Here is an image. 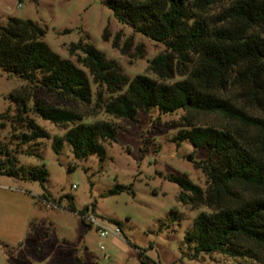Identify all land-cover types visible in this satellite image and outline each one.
Segmentation results:
<instances>
[{
  "label": "trees",
  "instance_id": "obj_1",
  "mask_svg": "<svg viewBox=\"0 0 264 264\" xmlns=\"http://www.w3.org/2000/svg\"><path fill=\"white\" fill-rule=\"evenodd\" d=\"M223 1L106 0L119 22L164 44L166 51L150 60L157 77L128 79L102 51L78 41L72 48L84 53L91 82L83 69L50 48L38 22L7 17L0 24V69L26 84L8 94L13 107L0 113V131L8 125L0 132V174L40 183L47 179L43 164L26 165L19 159H41L40 140L50 138L33 116L68 127L53 136L56 154L66 143L75 158L95 154L103 160L104 143L116 140L114 122L87 120L93 113L41 102L34 98L35 88L83 106L93 103L108 115L132 121L138 110H182L172 139L207 152L200 160L187 155L205 174V187L185 175L166 176L181 188V203L208 209L196 215L183 235L187 258L221 253L264 262V115L255 113L264 112V0H225L219 12L210 14ZM175 75L180 78L168 81ZM202 115L218 120L201 121ZM121 190L117 186L110 193ZM66 197V209L90 227L88 207L76 212L72 196ZM30 225L34 227L32 221ZM138 258L158 264L143 260L140 253Z\"/></svg>",
  "mask_w": 264,
  "mask_h": 264
},
{
  "label": "rangeland",
  "instance_id": "obj_2",
  "mask_svg": "<svg viewBox=\"0 0 264 264\" xmlns=\"http://www.w3.org/2000/svg\"><path fill=\"white\" fill-rule=\"evenodd\" d=\"M227 2L213 6L210 14ZM10 16L38 22L45 29L43 40L60 57L83 69L90 82L82 62L84 53L72 48L78 41L102 51L128 79L137 74L157 77L149 68L150 60L166 51L164 44L119 22L106 0H0V24ZM179 78L175 75L168 81ZM25 84L0 69V113L13 107L8 94ZM91 86L94 92L96 85ZM33 94L46 104L93 113L87 120L114 122L118 131L115 141L104 143L103 160L95 154L75 158L66 143L59 154L51 147L53 136L62 135L68 127L32 115L50 138L40 140L41 159L28 155L19 159L26 165L43 164L48 175L40 183L0 174V264H77V260L80 264H143L139 253L143 260L158 264H264L221 253L187 258L183 235L196 215L208 209L181 203V188L166 176L185 175L205 187V174L187 155L193 153L200 160L207 152L186 140L172 139L180 129L182 110L166 114L138 110L137 120L132 121L108 115L93 103L66 101L47 89L35 88ZM200 120L218 119L202 115ZM5 128L0 132H6L8 125ZM117 186L123 190L110 193ZM66 195L72 196L76 212L87 206L109 233L101 237L94 225L88 227L77 213L68 211Z\"/></svg>",
  "mask_w": 264,
  "mask_h": 264
},
{
  "label": "built area",
  "instance_id": "obj_3",
  "mask_svg": "<svg viewBox=\"0 0 264 264\" xmlns=\"http://www.w3.org/2000/svg\"><path fill=\"white\" fill-rule=\"evenodd\" d=\"M20 5H21V3L18 2V6H20ZM85 219L87 220V222L89 221L88 223H90V224H92V225H94L96 227V229L99 232V235L101 237H104V236H106L109 233L110 229L107 226H105V225L101 224L100 222H98L97 218L94 217L93 215L88 213L85 216ZM118 231H119V229H118Z\"/></svg>",
  "mask_w": 264,
  "mask_h": 264
}]
</instances>
